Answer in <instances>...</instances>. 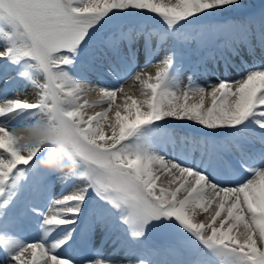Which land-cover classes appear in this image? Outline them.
Here are the masks:
<instances>
[{
	"label": "snow or ice",
	"instance_id": "6c2138e0",
	"mask_svg": "<svg viewBox=\"0 0 264 264\" xmlns=\"http://www.w3.org/2000/svg\"><path fill=\"white\" fill-rule=\"evenodd\" d=\"M240 6L241 0H0V37L7 41L0 59L34 62L41 72L39 79H30L35 89L31 101L9 98L6 90L0 93V117L5 120L0 123V195L10 178L23 172L21 166L30 164L43 175L67 169L86 181L49 205L43 224L50 227L44 238L6 245L0 261L155 264L153 257L163 250L178 258L176 264H203V253L179 241L154 246L149 256L125 252L119 260L91 246L88 234L98 224L105 234L111 229L106 214H95L86 222L81 219L91 188L116 210L117 220L132 239L144 237L146 231L173 227L192 233L229 264H264V65L249 68L238 79H218L207 86L197 85L192 76L185 86L170 84L188 70L183 49L193 43L239 51L241 42L228 39L233 25L204 21L201 14ZM114 10L155 14L167 28L134 26L94 40V25ZM241 27L245 32L242 43L264 53V17L248 19ZM141 51L146 67L158 52L162 55L154 75L136 68ZM209 59L226 57L210 50L197 69L207 70ZM122 62L135 69L125 80L140 84L139 96L130 95L122 83L105 86L101 78L91 85L86 73L80 79L70 74L84 68L120 79ZM91 91H96L98 99L90 103ZM97 105L107 106L87 114ZM24 110L30 113L26 118L15 126L7 123L13 118L9 114ZM167 118L193 122L209 133L234 135L223 139L210 134L174 135L153 123H170ZM242 128H253L260 136L238 138L235 134ZM158 133L189 157L199 153L201 164L208 167L169 158L132 139ZM255 156L262 163L252 166L249 160ZM76 246L83 249L82 255L69 254ZM29 252L30 259L26 257Z\"/></svg>",
	"mask_w": 264,
	"mask_h": 264
},
{
	"label": "bare ground",
	"instance_id": "6f19581e",
	"mask_svg": "<svg viewBox=\"0 0 264 264\" xmlns=\"http://www.w3.org/2000/svg\"><path fill=\"white\" fill-rule=\"evenodd\" d=\"M248 4L249 0H245ZM252 1V0H251ZM261 5H257L254 9L260 8ZM240 8H245V3H241ZM264 14V9L260 11ZM241 15L233 14L232 18L233 21L236 23L237 19ZM253 17V14H250ZM242 25V24H241ZM239 24H235L233 30L230 32L228 39L232 41L241 42L239 43L240 47L244 46V49L247 51L248 54H251L252 48L248 45L245 46L242 41L245 38V32L243 28ZM125 31V30H124ZM94 40H98L100 36L93 35ZM138 43V42H137ZM215 50V54L218 57H223L224 55L230 56L235 55V51H229L227 49H216L214 45H210L207 47H199L197 44H194L190 47V52L188 55L183 53L184 55V62L187 66V69L190 68L192 65L197 64L199 60L205 58L210 50ZM230 54V55H229ZM236 56V55H235ZM162 58V55L158 52L157 55L152 59V63L146 67V57L143 51L138 53L137 60H136V68L141 69L144 73H150L152 75L155 74L156 65L159 59ZM236 58V57H235ZM251 61H255L254 57ZM210 65L216 68L220 72V76L214 77L211 74L204 72H200V74L205 77L203 80L196 83L200 86H207L211 83L218 82V79H238L240 73L244 72L243 69L247 67L244 66L236 67V68H227V63L223 65L222 59L218 61H213L211 59L208 60ZM254 63V62H253ZM190 65V66H189ZM208 65V66H210ZM135 69L131 68L130 65L126 63H122L121 65V78L117 79L110 73H107L101 70L99 73L96 72H86V69L80 68L76 71L71 72L70 74L76 77L77 79L81 78L82 74H87V78L91 85H95L98 80L102 78V82L105 86L111 87H118L121 83L126 91L129 92L130 95H136L137 93H141V86L138 82L133 79H127L126 74H129L131 71ZM203 71V70H202ZM18 72H27V76H18ZM37 72H40V69L34 66L33 62H14L5 59H0V75L4 76L5 78L2 79L5 81L6 84L0 86V93H4L6 90V94L9 98H20V99H27L31 101L35 96V89L33 88L32 84L30 83L31 78H38ZM184 73V72H183ZM178 75V80L183 76ZM172 77L177 75L173 70V73H170ZM11 76L13 79L9 80L6 77ZM92 76L94 79H91ZM125 80V81H124ZM178 82L175 78L170 80V84L173 88L177 87ZM137 91V93L135 92ZM119 95V94H118ZM137 95V96H139ZM89 102L98 99L96 91H91L87 96ZM3 103V100H0V104ZM107 105H97L94 108H90L87 110V114L92 115L94 112H98L102 110V107H106ZM28 110H24L22 112L16 114H9L13 118L7 123L11 126H15L16 123L26 118L29 115ZM170 120V123H165L164 120L155 121L153 122L156 125H162L168 131H170L174 135H190V136H205V135H212L216 139H223L229 136L234 135L230 131H219L209 133L208 130L201 128L199 125L194 124L193 122H184V121H176L171 120V118H167ZM0 123H5L3 117H0ZM153 125H146L144 127L151 128ZM220 133V135H218ZM238 138H248V137H259L260 133L257 132L253 128H242L239 133L235 134ZM136 140H133L134 143L141 147H146L154 151H159L161 154H167L169 158H177L181 159L179 155V145L169 144L166 141V137L162 133H158L156 136L152 138H145L142 136L137 135ZM133 139V138H132ZM196 156L199 153L195 154ZM186 158V157H185ZM198 166H202L207 168V164H201V161L194 162ZM262 161L259 159L258 156H255L253 159L249 160V164L252 166H257L261 164ZM23 168V172L20 173L22 177V182L15 185V188L18 193V202L12 201V208L5 209L2 207L1 200L6 199L9 196L6 194L0 195V251L6 250V245L11 246L16 244L17 242H27L31 243L35 239L44 238V233L48 231V227H41L40 220L41 216L36 215L30 220L27 224L20 225V230L17 231L14 229L12 223L13 221L19 219L21 215L24 214L26 208L33 203L35 206H40L41 209L46 210L48 209L49 205L52 203L53 200L60 198L62 195H66L69 193H73L78 186L86 183L81 177L76 175H71L68 173V170L65 169L63 172H52L47 175L41 174L38 170H35L32 164L28 166H21ZM25 167H29L31 171H24ZM19 173V169L17 170ZM243 174V173H241ZM163 179V177H162ZM54 182L59 183V185L55 184ZM39 199L42 202L39 203ZM86 206L82 210L84 215L81 217L82 220L85 222L89 217H94L95 214H106L109 216V223L111 225V229L108 234H105V229L102 228L99 224L88 234V242L91 246L102 249L105 255H115L117 260L121 259L125 252L133 254L130 252L131 249H140L145 252L147 256L151 255V250L154 246L163 245L167 242H181L183 246L187 249H192V241L189 235H167L162 236L160 234V229H153L150 231H146L144 237L139 239H132L129 236V231L125 228L116 218V210L112 209L110 205L106 202L101 201L100 198L96 195V193L89 188V195L86 198ZM19 222V220H18ZM18 222L16 223L18 226ZM80 223V220L77 221ZM59 227H70V226H59ZM163 232V230H162ZM51 235V233H50ZM162 236V237H160ZM81 243L83 244L85 241V237L81 235ZM201 242V241H200ZM202 244V242H201ZM69 254L72 256H80L83 254V249L81 247H73L68 250ZM196 252L203 253L204 259L203 264H229V262L224 259L215 256L211 250L206 249V247L202 244V247L196 250ZM26 257L30 259L31 253H26ZM10 259V258H9ZM155 259H162L167 264H176L177 257L168 254L167 252L161 250L158 255L153 257ZM0 264H5V261H0Z\"/></svg>",
	"mask_w": 264,
	"mask_h": 264
},
{
	"label": "rangeland",
	"instance_id": "374dc122",
	"mask_svg": "<svg viewBox=\"0 0 264 264\" xmlns=\"http://www.w3.org/2000/svg\"><path fill=\"white\" fill-rule=\"evenodd\" d=\"M254 1V2H253ZM259 0H249V2L252 4V3H257ZM248 2V3H249ZM241 3H246L245 0H241ZM127 11L129 10H124V11H121V10H114L113 12L109 13L107 16L109 15H113L115 16V18L113 19H110L109 23H108V20H106V24L105 26H103V28L105 29H101L102 27V22L105 21L104 18H102L96 25H94V29L95 31L93 32V35H98V36H101L103 35L104 33L106 32H116L118 30H125L127 31V29L129 27H134V26H145L146 28H159V27H163V28H167V25L164 24V22L158 18V19H155V17L153 16L154 14L150 13L154 18H152L149 14H140V13H132V16H123ZM136 12V10H130V12ZM240 12V7L239 8H229L228 10L226 11H223V12H211L210 16H202L203 20L204 21H212V22H219V23H226V24H229V25H233L235 27V24H243V17H250V15L246 14L245 16H240L238 19H237V22L235 23L233 21V18H232V15L233 14H237ZM218 13V17H215L214 15ZM256 15V14H255ZM254 15V16H255ZM223 19H225L226 21H222ZM107 26L109 28V30L107 31ZM191 27V26H189ZM138 43H142V40L141 41H137ZM7 44V41L3 38V37H0V49H3ZM183 50H186V49H183ZM34 63V62H33ZM37 75H41V72H37ZM93 77L95 76H92L91 79H94ZM135 92L137 93V91L135 90ZM139 95V93H137L135 96ZM138 139L137 136L133 137V140H136ZM24 171H31V169L29 167H25L24 168ZM18 173V172H17ZM21 174L19 173L18 176L17 175H14L13 178H11V180L8 182L7 184V188H6V191H5V194L8 195L9 197L6 198V200H1V203H2V207L4 208H12V201L13 202H18V193L16 191L15 188V185L18 184V183H21L23 180L21 179ZM163 230V232H162ZM160 234L162 236H166L167 235H171V236H174V235H189L190 236V239L192 241V251L196 252L197 249H199L200 247H202V244L201 242L192 234V233H188L186 232V230H183V229H180V230H177V228H173V227H168V228H165V229H160ZM160 236V237H162Z\"/></svg>",
	"mask_w": 264,
	"mask_h": 264
}]
</instances>
